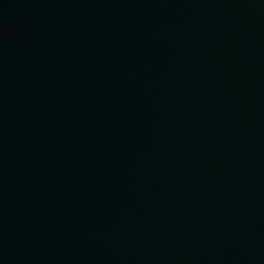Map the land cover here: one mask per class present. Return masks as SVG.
Wrapping results in <instances>:
<instances>
[{
	"label": "water",
	"instance_id": "water-1",
	"mask_svg": "<svg viewBox=\"0 0 264 264\" xmlns=\"http://www.w3.org/2000/svg\"><path fill=\"white\" fill-rule=\"evenodd\" d=\"M0 264H264V0H0Z\"/></svg>",
	"mask_w": 264,
	"mask_h": 264
}]
</instances>
